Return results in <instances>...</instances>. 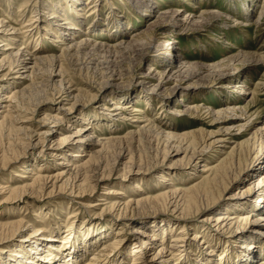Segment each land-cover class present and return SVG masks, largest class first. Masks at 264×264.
<instances>
[{"label": "bare ground", "instance_id": "bare-ground-1", "mask_svg": "<svg viewBox=\"0 0 264 264\" xmlns=\"http://www.w3.org/2000/svg\"><path fill=\"white\" fill-rule=\"evenodd\" d=\"M119 1L115 4L112 0H67L68 8H64L61 0H57L39 10L33 23L34 16L21 27L14 23L18 21L15 14L13 23L0 19V77L8 79V75L14 73L13 81L0 83V166L20 157L11 141L5 148L2 146L12 129L19 132L29 129L15 127L14 123L29 121L31 117L27 116H34L45 103L59 105L55 114L44 113L40 118L51 120L52 124H43L46 127L42 131L28 130L26 134L31 146H43L40 153L44 151V155L54 160L59 158L56 168L53 169L51 162L23 164L26 170L15 175L25 178L24 184L0 183V195L4 196L0 198V209L11 208L10 215L13 216L21 207L35 211L39 209L35 198L42 192L47 191L53 201L56 194L68 191L69 196L80 199L79 205H100V213L116 215L118 220L128 219L132 214L131 217H143L133 230L134 242L129 244L131 252L125 249L127 242L122 240L123 236L118 238L120 230L112 236L109 223L95 236L77 243L74 234L70 235L72 225L64 236L56 232L48 237L45 232L49 230L41 225L30 226V231L29 220L22 214L18 218L0 220V264H249L254 260L256 264H264V121L248 137L230 142L231 138H238V133L239 136L243 133H234L235 129L246 131L253 121L254 113L248 108L255 101L259 86H264V79L259 85L252 83L251 72L259 64H264V50H246L227 41V48L232 52L211 62L191 60L178 46L179 35L192 30L200 32L205 26L212 28L219 23L221 30L234 26L248 31L249 27L263 25L260 29L264 31V0H228L230 13L204 8L202 0H181L198 8V13H194V9L186 10L182 5L174 7L170 0ZM101 2L106 4L105 19H95L86 29L83 17L101 8ZM12 12L13 9L9 12V19ZM130 12L147 20L145 28L138 34H133L137 31H132L134 24L128 16ZM42 31L45 38H52L54 45L60 46L59 53H50L41 46ZM98 36L117 41L101 42ZM32 40L33 46L28 45L27 42L32 43ZM261 45L264 48V41ZM201 49L210 52L203 43ZM102 53L106 56V71L101 81L88 84L89 94L84 95L66 77L63 60L81 54L91 57L94 68H97ZM122 56L127 57L133 67L119 65L117 59ZM143 62H147V67L139 69ZM6 69L7 72L3 73ZM43 74L48 75L52 85L50 92L39 90L42 84L37 80ZM211 86L219 88V93L224 95L219 101L225 103L219 108L195 100ZM128 87L132 90L122 93ZM176 95L173 106L166 110V105ZM87 96L98 103L94 113L89 115L84 105ZM241 100L246 103L242 105ZM138 101L144 102V109L138 107ZM150 111L155 113V118L168 112L192 118L203 112L212 121L230 125L220 127L218 132L202 129L200 136L191 135V132L178 134L170 130L172 124L163 118L154 121ZM22 112L23 118H18ZM74 113L77 115L72 119ZM127 120L136 123L135 129L128 131L130 134L104 138L95 135L100 127L115 133ZM34 135L37 136L35 142ZM188 136L189 140H186ZM49 137L54 138L46 146ZM151 141H155L156 149L162 143V161L184 153L181 157L187 158L184 167H194L187 175L186 185L181 184L185 182L175 183L183 176L175 178L174 173L180 168L174 169L171 164L159 173L163 186L155 190L157 193L144 192L150 181L143 177V173L156 165L144 168L139 162L142 161L143 147L138 155L135 149L143 144L150 145ZM227 143L233 144L228 148ZM200 162L198 171L196 167ZM114 177L116 181L105 185ZM134 177L140 181H135L131 187L122 184L124 179ZM243 177L244 185L223 196L225 202L220 204V195L229 192ZM103 185L104 190L98 195L97 202L84 203ZM21 198L25 204L20 207ZM207 209L211 212L188 236L187 221ZM44 210L36 211L35 215L42 217ZM166 210L178 213L177 219L181 221L156 220L158 214L155 212ZM100 223L92 224L97 226ZM17 236L21 239L16 240ZM198 238L196 245L195 239ZM43 239L45 242L40 241ZM188 241L191 243L186 248ZM4 253L9 257L3 259ZM176 254L180 255L181 261L177 262ZM191 255L196 256L194 263L188 261Z\"/></svg>", "mask_w": 264, "mask_h": 264}, {"label": "rangeland", "instance_id": "rangeland-1", "mask_svg": "<svg viewBox=\"0 0 264 264\" xmlns=\"http://www.w3.org/2000/svg\"><path fill=\"white\" fill-rule=\"evenodd\" d=\"M55 1H57V0H55ZM66 1L67 0H61V6H63L64 8L65 7L68 8V6H67L68 2H66ZM112 1L115 4L120 3L119 0H112ZM165 1H167V0H165ZM170 1L174 2V4L172 3L174 5V7L178 6V5H182V7L185 8L186 10L194 9V13L199 12L198 8L195 9L191 5L189 6L186 3L184 4L181 0H176V1L170 0ZM54 2H53V0H0V19H4L6 21L9 20V22L11 21L13 23V21H15V19L13 18L14 14H15L16 20H18V21L17 22L15 21L14 23L17 25V27H21L22 24H24L26 21H28L30 18H32L34 16L32 19L33 20L32 23H33L36 19L38 11L44 10L47 7L46 6L47 4H54ZM101 3H102L101 8L98 7L97 10H92V11H94L93 13L89 12L86 17H83V21L85 20L84 21V24H85L84 27L86 29H88L89 26H91L95 22V19L100 18V17L105 19L104 14L106 11L104 8H105L106 4L103 2H101ZM228 4H229L228 0H210V1L209 0H207V1L202 0L201 5L204 8H215V9H218V11L220 10V12L222 11L225 13V12L230 11V9H229L230 5H228ZM162 5H165V2H163ZM11 9H13V12L11 14L12 15L11 18H13V19L10 18L11 19L10 20L8 16H9V12H11ZM47 9H48L47 11L49 12L50 9L49 8H47ZM127 9H129V8H127ZM100 11L103 15L97 14V13H100ZM129 11H131V8L129 9ZM22 14H24V17L22 16ZM46 15H48V14H46ZM17 16H19V17H17ZM128 16L131 17L130 20H131L132 24H134L132 27V31H137V32H134L133 34H135V33L138 34L140 31H142L145 28V24L147 23V20L145 18L141 17L142 18V20H141L139 18V16H137L134 13L131 14V12L128 14ZM37 18H38V16H37ZM87 21H89V22L87 23ZM6 23H8V22H6ZM37 23H40V22L37 21ZM219 25L221 26V24L219 23L218 25L212 26V28L210 25H208V26H205V28L203 30H201L200 32H196V31L192 30L188 34L179 35V37H180V42L178 43L179 49L184 51L185 54H187L191 60H207V61L209 60L211 62L219 61L225 55L232 52L230 49L227 48V46H228L227 41H233L238 46H240L242 49H246V50H252V51L264 50V48H262V45H261V44H263V41H264V31H262L260 29L263 27V25H260L261 27H256V26L253 28L249 27L250 29L248 31H243V30H241L240 27H234V26H232L231 28H228V29L221 30L218 27ZM138 29H140V30H138ZM38 30H39V28H38ZM49 36H50V34H48V37ZM34 37L36 38V35ZM127 38L128 37H126L125 39H127ZM51 39L52 38H50V39L45 38L43 31L40 32V40L42 41L41 46H43L45 48V50L51 51L50 53H59L60 52L59 50H61L59 48L60 46L54 45V43L52 42ZM98 39H99L98 41L102 40L103 42H112V43H115L117 41V40H112L110 37L105 38L104 36H98ZM108 39H110V40H108ZM20 43L21 42H19V45H20ZM202 43L209 48L210 52H206L204 49H201ZM27 44L30 46L31 45L33 46L34 40H32V43L31 42L29 43V41H28ZM19 45H18V47H20ZM207 53H209V54L207 55ZM102 54H100L101 56L99 55L100 59H101V63H99V65L97 67L98 69L94 68L95 65H94V63L91 62V60H90L91 57H89V56H83L81 54H78L79 56L75 55L74 57H71L70 58L71 60L69 58H66L65 60H63V63H64L63 66H64V69L66 71V77L72 82L73 86L80 89L84 93V95L89 94L88 93L89 92L88 91V89H89L88 84L96 83L93 81H97V82L101 81L103 73L106 71V56H105V54H103V55ZM117 63L121 66L133 67L131 65L132 63H130L129 59H127V57H125V56L119 57L117 59ZM146 67H147V62H143L140 65L139 69H145ZM4 72H7V69L4 70L3 73ZM251 73H253V75L251 76V78H252L251 82L254 84L257 83L259 85L261 82H263L262 80L264 79V64H262V65L259 64L257 66V68H255L253 70V72H251ZM12 74L14 75V73H10L8 75V79H2L0 77V83L13 81L14 78L12 77L13 76ZM47 76L48 75L43 74L37 81L39 82V84H42V85H40L39 90L44 89L45 91L50 92V91H52V90H50V89H52V85L50 84V81L48 80L49 78ZM133 79L134 78H132L130 81H132ZM127 85H130V82ZM250 85L254 86L251 83H250ZM22 86H24V84ZM123 90L124 91L122 93H127L129 90H132V88L128 87L127 90H125V89H123ZM92 92H94V91H92ZM219 92H221L220 89L216 88L214 86L206 87L204 89V91L202 93H200V96L195 97V100L199 104H204L205 106L219 108L222 106L220 104L225 103V101H223V102L219 101V100L224 98L223 93H219ZM256 92H257L256 93V95H257L256 99L248 108V109L252 108L249 112L252 114L253 113L255 114V115L253 114V119H252L253 121L251 122V126H249L246 131L235 129L234 133L243 132L241 135L242 137L239 136L240 133H238L237 134L238 138H236V137L231 138L230 142H232V141L234 142L235 140H240V139H243L245 137H248V135L252 131H254L257 127L262 125V123L264 121V86L260 85ZM187 94H189V93H187ZM42 95H43V93H42ZM175 97H177V95L174 96V98H172L170 100V103H168L169 105H166V107H165L166 110H169L168 106H170V107L173 106V99H175ZM84 100H85L84 105L87 106L86 107L87 114L89 115V114H92V112L94 113L95 106H97L98 103L96 101H92L93 99L91 100L88 96ZM171 102H172V104H171ZM241 103H242V105H244L246 102L241 100ZM108 104H110V103H108ZM136 104H139L138 107L144 109L143 108L144 107L143 105H145L144 102L138 101ZM141 105H142V107H141ZM57 106H59V105L54 104L53 102L45 103V105L42 108H40L38 113H35L34 116L33 115L27 116V117H31V119L29 121H26L23 124H19L18 122L14 123L15 127L24 126V127H28L29 129L23 130L20 132L17 129L16 130L12 129L10 131V134H8L5 137V139L3 141L5 144L2 143V146L5 148L7 146V144L10 143V141H11L12 145H13L12 148H15L17 150V152L19 154L18 156H20V157L18 158L17 161L13 159L11 162L6 164L5 166L4 165L0 166L1 167L0 168V183L5 184V185L24 184L23 180L25 178H20L19 176L15 175V173H21L23 170H26V169H23V167H22L23 164H25V165L30 164V163L35 164L36 162H40L41 164L42 163L46 164L48 162H51L52 163L51 165L54 166L53 169L56 168L55 166L57 165L56 163H57V161H59V158L54 160L51 156L46 155V154L44 155V151L40 153L39 150H41V148L43 146L42 145H39L38 147L31 146L29 143L31 140L26 137V134L28 133V130H32V131L35 130L36 132H39V131H42L43 129H45V127L47 125L52 124L53 121H51V120L44 121L40 118H42V115L44 113L51 114V115L55 114L56 113L55 108H57ZM131 108H133V107H131ZM149 108H148V110L151 109V108L150 109ZM152 109L157 111L153 107H152ZM139 112L140 111H138V113ZM140 114L141 113H139V115ZM203 114L204 113L202 112L201 114L195 115L194 117L191 118V117L186 116V115L175 116V115L168 112L167 115H165L163 113H162V115L158 114V115H160V117L155 118V113L152 114L150 111V115L152 116L154 121L159 122V120H161V118H163L164 121L166 120L165 121L166 123L172 124V127L170 130H172L173 132L178 133V134L191 132V135L200 136V132H202V129H204V131L205 130H212V131L218 132V129L220 127H226V126L230 125L228 122L218 123V122L212 121V120H210L209 115L206 116L205 114L204 115ZM0 115H1V113H0ZM23 115H24V113L22 112V114L18 115V118H23ZM27 115H31V114L28 113ZM76 115H77L76 113L72 114V119H74ZM43 124H46V126ZM97 127H100V126H97ZM135 127H136V123H133V122L127 120L125 123H122V125L121 124L119 125V128L117 129V131H115V133H112L110 130H108V128L100 127V129L98 131H96L95 135L96 136L100 135L99 136L100 138L101 137L104 138V137H108V136L109 137L110 136L122 137V136H125L127 134H130V132H128V131L134 130ZM163 127L165 128L166 126L164 125ZM204 131H203V133H204ZM190 136H188L186 140H189ZM6 138H7V140H6ZM32 138L34 139V142H35L36 141L35 139L37 138V136L34 135ZM53 138L54 137H49L47 139L46 146L51 144V142L53 141ZM261 141H262V139L260 140V142ZM153 144H154V146H153ZM232 144L233 143H227L226 145L229 148L230 146H232ZM148 145L145 146L143 144V146H139L140 149L138 147L135 149L136 155H138V153L140 152L139 150H141V147H143L141 150L142 161H139V160L138 161L141 163V165L144 168L149 167L152 164L156 165L155 167L150 168L148 171H146V173H143V177L150 181L149 184L145 186L146 190L144 192L146 194L150 193L153 195H154V193H157V192H155V190H157L163 186L162 184H160V181H159L160 180L159 179L160 178L159 173H161L163 170H166L165 168H167V166H169L171 164H174L173 165V166H175L174 169L180 168L179 169L180 171H177L176 173H174V177L178 179L179 177L183 176L182 177L183 179L181 181H178L179 179L178 180L176 179L177 181L175 183L179 184V182H185V184L184 183H181V184L186 185L187 184V180H186L187 175L194 169V167H193V165H192V168L184 167L186 164V161H187L186 157H185V159L184 158L181 159V157H183L184 153H179V155L176 157L175 156L166 157L164 159V161H162V159H163V152L161 150L162 149V147H161L162 143H160L159 149H156L157 147H155L156 146L155 141H151L150 145L149 146ZM46 146H44V149L46 148ZM137 150H138V152H137ZM211 153H213V152L211 151ZM210 155H212V154H210ZM179 159H181V161ZM125 161H127V158L123 160L122 164H120V167H122L124 165ZM200 164H202V162L198 163L197 167H196V168H198V171L201 168ZM0 165H2V163H0ZM30 168H32V167L30 166ZM27 174H30V172L28 171ZM114 178L115 179L108 180L107 184H105V185H111L114 181H116V177H114ZM244 180H245V178L243 177L240 181H238L235 185H233L232 189H230L229 192L222 193V195H220V199H219L220 204H223L225 202L223 196H227L226 194H232L233 192H236L238 190V188L242 186V184L244 185V182H243ZM135 181H140V179L135 178V177L127 179V180L124 179L122 181V184H125V186L127 185L128 187H131V184H133ZM190 182L191 181H189V183ZM189 185L190 184H188V186ZM103 187H104V185L98 187L96 189V191L94 192L93 196L88 197V198H90V200L89 199L87 200V198L86 199L84 198L85 199L84 203L91 204V203L97 202L96 199L99 197L98 195L101 194V192L104 190ZM150 190H153V191L151 192ZM55 192L57 193L58 191H55ZM3 197H4L3 195H0V198H3ZM51 198H52V196H49L47 194V191L42 192L40 194V196L35 198L36 203L39 205V209H36L35 211H31L30 208H29L30 209L29 210V209H25L26 207H21L23 204H25L24 199L21 198L20 202H19L21 208L19 209L17 215L15 214L16 217L13 216L12 214L10 215V212L12 210H11V208L7 207V208H3L2 210L0 209V220L1 221H7L10 218L11 219L18 218V215L23 214V217L26 220H29L28 226H29L30 231H32L30 226H32V225L40 226L41 225L42 227L47 228L49 230V231L45 232L47 235L49 234L48 237H51L50 235L55 234L56 232L60 236H64L66 234V231L69 228V226L72 225L73 227L70 230V235L74 234V238L76 239L77 243H79V242L81 243L84 240H88L89 237L91 238L92 235L95 236V234H97L96 232L99 233V231H101V229L104 230L105 229L104 227H106V225L111 224L110 225L111 229L109 231H110V233L112 232V236L114 235L113 233H115L116 230H120V235L118 238L123 236L122 240L124 242H127L125 244V249L128 252H131V248H129V244L131 245L134 242V240L132 239L133 238V235H132L133 230L136 226H138L139 221L142 220L143 217L138 216V215H134L133 217H131L133 214L129 215L130 214L129 213L128 215L130 216V218H128V219L124 218V219L118 220L116 215L110 216L109 214L105 215L106 214L105 212L100 213L101 208H102V206H100V205H95V206L79 205L77 202H79L80 199L75 198L73 196H69L68 191H63L60 194H56V196H55L56 199H53V201ZM1 205H3V203H1ZM41 209H45L43 211L44 215L42 217H37L35 215V213H37L36 211L41 210ZM209 210L210 209H207V210L203 211L202 213L200 212L196 216H192L187 221V227H188L187 230L189 233L188 236H191L190 233L194 232L193 229H195L196 227H199L202 224L201 220L211 212ZM155 213L158 214V218L156 220H159V219H164V220L168 219L171 221L176 220L177 223H179V221H181V220L177 219L179 214L176 212H172L171 210H166L165 212L156 211ZM109 216H110V220H109ZM5 217H7V218H5ZM112 218H114V219L112 220ZM37 220H39V221H37ZM96 221H100L101 226L99 224L98 225L96 224L97 226L92 224V223H95ZM124 222L127 224H122ZM24 233H28V232H24ZM18 237L19 236L16 237V240L21 239ZM198 240H199V238L195 239L196 245H197ZM40 241L45 242L44 239L40 240ZM188 242H189L188 244H185V245H187L186 248H188L190 243H191L190 241H188ZM17 249H19V247H17ZM206 249L204 248V250H206ZM189 250H190V248H189ZM207 251H208V249H207ZM4 254H2V256L4 257L3 259H6L9 257L6 254L5 255ZM179 257H180V255L178 256V254H176L177 262L181 261V259H182ZM195 258H196V256L191 255L190 259H188V261H191V263H194ZM255 261L256 260L252 261L249 264H256Z\"/></svg>", "mask_w": 264, "mask_h": 264}]
</instances>
